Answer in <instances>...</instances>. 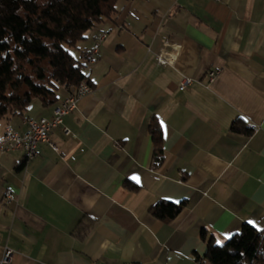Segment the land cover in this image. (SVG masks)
<instances>
[{
    "label": "crops",
    "instance_id": "0c3cea01",
    "mask_svg": "<svg viewBox=\"0 0 264 264\" xmlns=\"http://www.w3.org/2000/svg\"><path fill=\"white\" fill-rule=\"evenodd\" d=\"M115 9L75 49L83 62L106 33L84 70L92 92L51 130L58 150L40 142L21 169L22 151L0 152V260L9 248L10 264H209L208 238L221 244L244 224L264 230V0H118ZM163 51L175 61L159 63ZM69 92L1 118L0 136L7 126L26 132L25 117L52 118ZM239 119L251 134L232 131ZM162 201L181 209L157 218L150 209Z\"/></svg>",
    "mask_w": 264,
    "mask_h": 264
},
{
    "label": "trees",
    "instance_id": "16d2710c",
    "mask_svg": "<svg viewBox=\"0 0 264 264\" xmlns=\"http://www.w3.org/2000/svg\"><path fill=\"white\" fill-rule=\"evenodd\" d=\"M117 1L0 0V119L21 113L34 98L54 103L59 87L87 82L84 63L70 49L78 48L88 30L115 14ZM157 124H150L149 129L159 158L162 146ZM231 129L245 135L252 132L241 119ZM180 209L181 205L162 201L150 210L157 218L169 220ZM241 227L221 244L207 239L204 255L209 264H264V230L248 224Z\"/></svg>",
    "mask_w": 264,
    "mask_h": 264
},
{
    "label": "built area",
    "instance_id": "2783aa9c",
    "mask_svg": "<svg viewBox=\"0 0 264 264\" xmlns=\"http://www.w3.org/2000/svg\"><path fill=\"white\" fill-rule=\"evenodd\" d=\"M106 33L102 32L94 37V44L89 52L84 55V69H87L95 60V56L98 53L99 46L104 40ZM174 55L166 53L165 51L157 54V61L161 64L173 63L175 61ZM218 71H210L209 81L212 82ZM191 82V79L185 78L181 84V89ZM92 87L86 82L81 81L76 87H69V94L61 101V103L56 106L53 110L52 118L48 119L41 117L39 119L23 118V123L27 125L28 130L24 133H19L15 131L12 127L7 126L0 136V152H7L13 150H19L24 153L26 160L33 158L37 155V147L40 142H45L50 145L54 150H58L54 143H52L50 138V133L52 129H55L63 123L64 115L75 110L77 108V102L79 100L92 92ZM65 135L70 134V130L66 127L63 128ZM13 199L12 192L7 190L4 193L3 200L5 203H10ZM14 251L5 248L3 256L0 260V264H10L12 262Z\"/></svg>",
    "mask_w": 264,
    "mask_h": 264
},
{
    "label": "rangeland",
    "instance_id": "374dc122",
    "mask_svg": "<svg viewBox=\"0 0 264 264\" xmlns=\"http://www.w3.org/2000/svg\"><path fill=\"white\" fill-rule=\"evenodd\" d=\"M70 51L72 52L73 55H75L76 57H78L77 56V53H76V50L74 48H71Z\"/></svg>",
    "mask_w": 264,
    "mask_h": 264
},
{
    "label": "snow or ice",
    "instance_id": "6c2138e0",
    "mask_svg": "<svg viewBox=\"0 0 264 264\" xmlns=\"http://www.w3.org/2000/svg\"><path fill=\"white\" fill-rule=\"evenodd\" d=\"M134 179H137V182H138V178H134ZM250 223H251V221H250Z\"/></svg>",
    "mask_w": 264,
    "mask_h": 264
}]
</instances>
